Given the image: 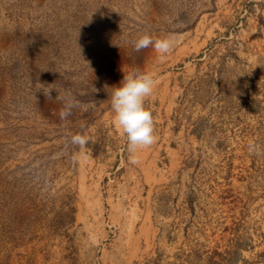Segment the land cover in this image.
<instances>
[{"label": "rangeland", "instance_id": "1", "mask_svg": "<svg viewBox=\"0 0 264 264\" xmlns=\"http://www.w3.org/2000/svg\"><path fill=\"white\" fill-rule=\"evenodd\" d=\"M133 69L138 164L105 89ZM0 264H264V0H0Z\"/></svg>", "mask_w": 264, "mask_h": 264}, {"label": "clouds", "instance_id": "2", "mask_svg": "<svg viewBox=\"0 0 264 264\" xmlns=\"http://www.w3.org/2000/svg\"><path fill=\"white\" fill-rule=\"evenodd\" d=\"M177 41L171 37L153 38L150 34H141L132 41L133 50L141 52L151 48L160 57L166 56L176 46ZM124 73V72H123ZM108 93L113 113V122L120 134L126 139V148L132 164L140 162L137 155L141 149L152 146L157 141L154 129L152 112L145 107L146 99L151 96L154 89V80L150 73L140 69H133L123 74L118 85H113ZM97 89L94 88V92ZM51 99V96H48ZM63 99L62 97H56ZM77 101H69L59 112L61 120H67L72 115V109ZM70 142L78 150L87 146L89 138L83 134H74ZM250 151L255 152V145L249 142Z\"/></svg>", "mask_w": 264, "mask_h": 264}]
</instances>
